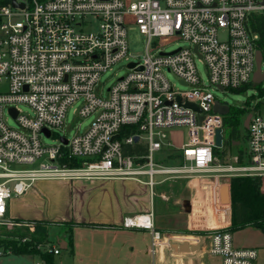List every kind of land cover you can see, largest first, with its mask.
Listing matches in <instances>:
<instances>
[{
	"label": "built area",
	"instance_id": "built-area-1",
	"mask_svg": "<svg viewBox=\"0 0 264 264\" xmlns=\"http://www.w3.org/2000/svg\"><path fill=\"white\" fill-rule=\"evenodd\" d=\"M16 2L23 7L11 0L0 5V261L24 246L33 250L35 264H48L44 255L61 252L60 242L40 236L39 221L15 219L8 213L10 201L38 180L146 175L153 186L155 176L163 175L209 178L219 188L221 178L264 177V113L247 112L251 117L246 148L233 162L219 160L216 150L228 141H240L225 137L224 115L214 111L216 102H222L202 84L197 66V60L203 63L210 85L221 86L222 91L253 81L260 35L250 20L264 11L259 0ZM130 23L137 25L145 41V54L137 61L129 60ZM175 39L189 46L165 52ZM123 60H129V72L104 95L98 87L101 75ZM130 63L135 65L129 67ZM168 72L184 88L176 87ZM22 104L32 114H24ZM74 104L80 117L92 118L88 126L69 139L57 135L56 144L45 145L42 136L53 137ZM6 113L17 127L6 123ZM126 125L137 126V132L121 138ZM176 127L188 129V140L168 155H176V164L161 166L154 155L163 150L166 131ZM218 129L222 147L216 144ZM136 136L147 145L145 155L124 150L125 144L137 141ZM74 159L81 163L70 165ZM122 227L148 231L153 253L174 244L202 245L209 240V253L220 264H254L259 255L257 248L236 246L227 227L190 238L164 232L156 226L153 208L125 215Z\"/></svg>",
	"mask_w": 264,
	"mask_h": 264
},
{
	"label": "crops",
	"instance_id": "crops-1",
	"mask_svg": "<svg viewBox=\"0 0 264 264\" xmlns=\"http://www.w3.org/2000/svg\"><path fill=\"white\" fill-rule=\"evenodd\" d=\"M170 159L173 163L168 166L176 164V159ZM148 179L146 175L139 179L119 176L42 179L24 195L13 198L8 213L15 219L46 224L47 236L60 242L61 246V252L54 255L53 264H220V261L209 260L214 258L209 253V240L196 251L181 252L166 246L153 253L148 231L122 227L125 215L152 208L159 229L187 238L230 226L231 204H228L230 208L224 217V225L220 224L215 204L210 205L213 201L210 197L214 195L215 199L218 193L215 180L185 178L187 180L173 182L164 176L155 178V185L150 186ZM222 183L230 189V179L226 178ZM205 198L203 207L200 202ZM74 223L77 225L71 230V247L68 236ZM15 256H32V260H24L28 264L37 261L31 254ZM7 258L10 257L2 258L0 264H20L22 261Z\"/></svg>",
	"mask_w": 264,
	"mask_h": 264
},
{
	"label": "rangeland",
	"instance_id": "rangeland-1",
	"mask_svg": "<svg viewBox=\"0 0 264 264\" xmlns=\"http://www.w3.org/2000/svg\"><path fill=\"white\" fill-rule=\"evenodd\" d=\"M128 28V42H129V60H139L143 57L145 54V41L143 40L142 35L140 34L137 25L130 23L127 25ZM189 46V43L182 39H175L170 40L168 44L164 47L165 52H170L175 50L178 47H187ZM129 60H123L115 65H113L112 69H109L108 71L104 72L101 75L100 81H99V90H103V94L106 95L107 89L111 87L120 77L124 76L129 72V68L127 67V63ZM197 66L199 70V74L201 77L202 84L209 88V90L216 96L217 100H220L222 103H226L230 106V108H246L247 110L254 111V109H259L264 113V80L261 83H255L254 81H251L246 85L244 89L241 90H232V89H226L224 91L220 90L219 88H216L209 83L207 71L205 68V65L197 60ZM262 68L264 70V61ZM168 78L171 80L172 83L175 84L178 88H184V86L180 83V81L177 79V77L172 73H167ZM76 108H78V104H74L71 107H69L67 111L66 120L63 124L62 128L55 129L54 132L56 133L53 137H47L45 135L42 136V141L45 145H53L56 144L57 141V135L59 136H65L68 139L71 138L76 132H83L85 128L88 126V124L91 121V117L82 118L76 113ZM21 109L24 112V114H32V111L30 107L26 104L21 105ZM246 116V113H244L241 117L240 124L238 125L239 131H240V137H239V144H233L231 142H226L222 148H219L217 151V157L221 161H227L233 162L231 160L236 154H238L241 150L246 148V128L243 125L244 118ZM6 123L9 126L17 127V124L15 120L6 113L5 115ZM225 137H229V128L225 126ZM167 138L165 140V144L162 151H158L154 155L155 162L161 166H168L172 164V160L170 157H168L169 154H171V150L174 149L177 146H181L188 140V129L185 127H176L172 129H168L166 131ZM172 159H176V155H171ZM178 161L177 159L175 160ZM163 175H156L155 178L161 179L163 178ZM192 179V178H188ZM209 179V178H208ZM226 178H221V184L222 181H224ZM170 181L180 182L182 180H187L185 178H171ZM178 184V183H177ZM222 186V187H221ZM218 188L217 197L214 199L211 196L210 198L213 199L211 201L210 205L212 206V202L215 204L216 208L219 211V219L220 224H225V215L226 212L229 210L230 203H223L222 202V188L223 184ZM229 195H230V189H229ZM211 199V200H212ZM231 200V195H230ZM215 201V202H214ZM206 198L203 199V202L201 201V206H205ZM233 233V239L236 246L239 247H253L257 248L259 251L258 258L256 259L254 264H264V231L260 228L248 225L242 229H238ZM243 244V245H241ZM169 247V246H168ZM164 248V247H163ZM162 249V248H161ZM9 259H17L22 260L20 264H28L24 263V260H32L33 257L30 256H21L17 257L15 255H9ZM32 258V259H31ZM210 261L215 260V263H218L220 260L217 257H210Z\"/></svg>",
	"mask_w": 264,
	"mask_h": 264
},
{
	"label": "trees",
	"instance_id": "trees-1",
	"mask_svg": "<svg viewBox=\"0 0 264 264\" xmlns=\"http://www.w3.org/2000/svg\"><path fill=\"white\" fill-rule=\"evenodd\" d=\"M10 0L0 1V5L8 4ZM254 31L259 33L260 39L257 42L259 51L264 58V11L254 13L250 20ZM247 85V84H246ZM246 85L233 90H241ZM250 110L246 108H231L230 112L224 116V124L229 128L231 138L238 140L240 131L238 125L244 113ZM137 132V126L126 125L121 129V138ZM124 150L130 155H145L147 153V145L137 140L133 144H125ZM218 151L216 150V155ZM172 157V156H171ZM81 160L74 159L69 162L70 165H79ZM230 195H231V224L228 229L232 232L242 229L248 225L260 228L264 231V192L262 191V179L260 177L236 176L230 179ZM77 225L71 224L68 236V244L72 247V227ZM38 233L42 238L47 237V226L44 222H39L37 226ZM33 250L28 247H18L15 250L16 255L31 254ZM48 264H53L54 254L44 255Z\"/></svg>",
	"mask_w": 264,
	"mask_h": 264
},
{
	"label": "water",
	"instance_id": "water-1",
	"mask_svg": "<svg viewBox=\"0 0 264 264\" xmlns=\"http://www.w3.org/2000/svg\"><path fill=\"white\" fill-rule=\"evenodd\" d=\"M12 1V4L14 6H19V7H23V4H18L16 2V0H11ZM259 3L261 5H264V0H259ZM263 61H264V58H263V54L259 51L258 54H257V70L254 74V78H253V81L255 83H260L264 80V70L262 68V65H263ZM135 65V63H130L129 64V67H133ZM220 90H223V88L220 86L219 87ZM180 101V100H179ZM186 106H189V107H192L193 109L195 110H199V108L193 104V103H187ZM230 106L227 105V104H222L220 103L219 101L216 102L215 106H214V111L222 114V115H227L229 112H230ZM12 112L15 113V110L12 109L11 110ZM250 117H251V114L249 113L244 122H243V125L245 128L248 127V124H249V120H250ZM44 132L49 135L50 134V131L48 129H44ZM222 129H218L217 133H216V144L218 147H222L223 146V142H222ZM61 140L63 141L64 144H67L68 143V140L64 137L61 138ZM136 140H138V136H136ZM222 202L223 203H230L231 200H230V195H229V186L228 185H224L223 188H222ZM200 244L198 245H190L188 242H185V243H182V244H174L173 245V248L176 249V250H179L181 252H189V251H196L200 248Z\"/></svg>",
	"mask_w": 264,
	"mask_h": 264
}]
</instances>
